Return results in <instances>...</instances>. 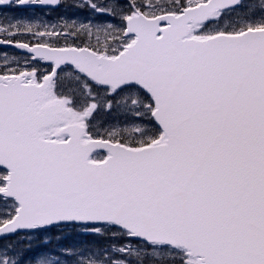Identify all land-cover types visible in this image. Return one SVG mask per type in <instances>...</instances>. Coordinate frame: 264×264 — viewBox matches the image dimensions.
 Listing matches in <instances>:
<instances>
[{"label":"snow or ice","instance_id":"6c2138e0","mask_svg":"<svg viewBox=\"0 0 264 264\" xmlns=\"http://www.w3.org/2000/svg\"><path fill=\"white\" fill-rule=\"evenodd\" d=\"M0 53V264H264V0H0Z\"/></svg>","mask_w":264,"mask_h":264},{"label":"rangeland","instance_id":"374dc122","mask_svg":"<svg viewBox=\"0 0 264 264\" xmlns=\"http://www.w3.org/2000/svg\"><path fill=\"white\" fill-rule=\"evenodd\" d=\"M80 2V0H79ZM76 0H66V3L68 5L74 4V3H79ZM249 2L254 3V4H259L260 0H249ZM48 14L42 15L39 17L38 21L29 17L25 18V16L21 13L19 15H15L10 13V11L7 13V16L9 18L11 17H18L24 19L26 22H30L34 25H38L40 27L44 26H55L59 27L61 25H65L67 23H71L73 20H83L85 17L83 15H80L77 13L76 9L73 7H61L54 15L55 19H48L47 18ZM3 54L0 53V57H2ZM51 239V244L48 246L49 251H57L59 250V245H66V246H72V245H91V246H98L105 244V241L100 239L99 237L96 236H88V235H83L79 234L76 232H73L71 229L68 230V232L65 234V239L60 240L59 243L57 242L56 238L54 236L50 237ZM5 243H7L5 241Z\"/></svg>","mask_w":264,"mask_h":264},{"label":"flooded vegetation","instance_id":"af4514ba","mask_svg":"<svg viewBox=\"0 0 264 264\" xmlns=\"http://www.w3.org/2000/svg\"><path fill=\"white\" fill-rule=\"evenodd\" d=\"M56 10H58V9H56ZM15 12H23L24 13V15L27 17V18H29V17H31V18H33V19H35V20H37L38 21V19H39V13H44L45 11H43V9H39V8H37V7H34L33 9H31V10H22V9H16V10H14ZM54 11H52V13H53Z\"/></svg>","mask_w":264,"mask_h":264}]
</instances>
